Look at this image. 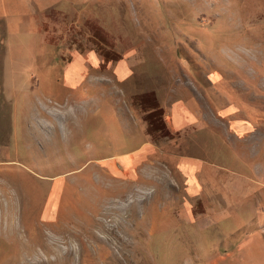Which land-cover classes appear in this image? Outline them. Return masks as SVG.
Returning <instances> with one entry per match:
<instances>
[{
    "label": "rangeland",
    "instance_id": "rangeland-1",
    "mask_svg": "<svg viewBox=\"0 0 264 264\" xmlns=\"http://www.w3.org/2000/svg\"><path fill=\"white\" fill-rule=\"evenodd\" d=\"M163 99L197 118L169 132ZM146 141L137 176L112 175ZM181 156L254 187L226 214L264 215V0H0V264H264V237L242 255L229 218L182 215Z\"/></svg>",
    "mask_w": 264,
    "mask_h": 264
},
{
    "label": "crops",
    "instance_id": "crops-1",
    "mask_svg": "<svg viewBox=\"0 0 264 264\" xmlns=\"http://www.w3.org/2000/svg\"><path fill=\"white\" fill-rule=\"evenodd\" d=\"M94 58L91 53L88 52L87 56L83 57V65L87 66L89 70L88 61L85 59ZM93 61L90 62V65ZM128 61L122 60L116 65V70L114 72L115 79L119 83H125L129 79L133 78L134 72L131 70L132 67ZM40 77V75H38ZM88 75H63L61 83L66 87H71L72 89H77L80 87L81 81L84 83ZM76 81L79 82L76 84ZM87 91L89 87L86 88ZM161 96H167V93H160ZM159 96V93L158 95ZM164 102V120L166 128L171 133L182 132V126H187L194 122L197 110L192 102L182 103V99L168 101V99H163ZM158 110V108H154ZM153 109V111H154ZM152 111V112H153ZM138 122V121H137ZM139 123V122H138ZM143 130L146 129V124H141ZM238 124L236 125V127ZM155 145L146 141L140 144L134 152H129L120 157L112 159L115 163L109 168L112 171V175L127 174L129 171V179L137 176V168L141 163L148 158V153L154 150ZM111 160V161H112ZM116 162L118 166L116 165ZM214 164V163H213ZM178 171L182 174L183 179V189H182V215L187 216L190 222H201L203 224H222L226 219H230L229 224H225L226 229L220 228L218 234H236L237 232H242L241 239L237 245L238 251H244L242 255L248 256V253L252 249L260 248L261 237H264V215L257 211V214L252 217V208H245L244 214L237 215L236 213L226 212L223 210L226 208H238L235 202V197L238 199H244L249 197V185L244 186V189H238L240 192L233 190L236 194L235 196L231 194L227 187L221 184L220 173L223 171L217 165L216 168L207 167V163L197 159L189 158H179L177 163ZM254 184V183H247ZM247 187V188H246ZM227 189V190H226ZM237 189V187H236ZM223 194H222V193ZM60 196V193L57 197ZM56 197V198H57ZM55 198V199H56ZM233 200V204L226 203V200ZM240 200V201H241ZM57 202V201H56ZM201 205L203 208L207 209L206 213L197 214L195 217L191 214V209ZM48 216V215H47ZM45 220V218H44ZM202 224V225H203ZM201 230L202 227H201ZM245 238V240H243ZM250 240V241H249ZM261 253V252H260ZM239 264H246V259L242 258L236 260Z\"/></svg>",
    "mask_w": 264,
    "mask_h": 264
},
{
    "label": "trees",
    "instance_id": "trees-1",
    "mask_svg": "<svg viewBox=\"0 0 264 264\" xmlns=\"http://www.w3.org/2000/svg\"><path fill=\"white\" fill-rule=\"evenodd\" d=\"M147 120H148V126H147V128L150 130V128H151V125H150V123H155V121L158 123V122H160V118H161V116H160V112L158 111V110H154L153 112H151L149 115H147ZM160 128V127H159ZM154 129H156V128H154ZM158 130H160L159 132H161L162 131V129L160 128V129H158Z\"/></svg>",
    "mask_w": 264,
    "mask_h": 264
},
{
    "label": "flooded vegetation",
    "instance_id": "flooded-vegetation-1",
    "mask_svg": "<svg viewBox=\"0 0 264 264\" xmlns=\"http://www.w3.org/2000/svg\"><path fill=\"white\" fill-rule=\"evenodd\" d=\"M12 106V105H11ZM17 106V107H16ZM21 105H19V104H14L13 105V109H17L18 107H20ZM11 123H12V118H11V121H10V125H11ZM18 125L16 126V131L15 132H13V133H10L9 135H14L15 136V134H18ZM10 128H11V126L9 127V130H10ZM11 143H12V141H11ZM54 202V204H55V202L56 201H53Z\"/></svg>",
    "mask_w": 264,
    "mask_h": 264
}]
</instances>
